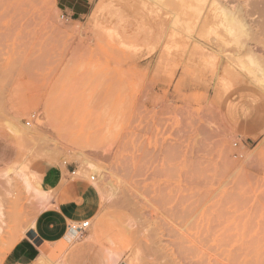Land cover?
<instances>
[{"label": "rangeland", "instance_id": "1", "mask_svg": "<svg viewBox=\"0 0 264 264\" xmlns=\"http://www.w3.org/2000/svg\"><path fill=\"white\" fill-rule=\"evenodd\" d=\"M67 1L0 0V187L85 179L105 223L48 264H264V0Z\"/></svg>", "mask_w": 264, "mask_h": 264}, {"label": "crops", "instance_id": "2", "mask_svg": "<svg viewBox=\"0 0 264 264\" xmlns=\"http://www.w3.org/2000/svg\"><path fill=\"white\" fill-rule=\"evenodd\" d=\"M76 8L78 15H84L88 9L85 12L83 8H90V0L67 1L65 9L73 13ZM50 183L59 186L52 207L37 216L36 228L30 231L33 238L20 239L6 254L3 264H34L41 254L45 256V252L49 250L47 245L61 242L70 223L80 224L92 218L96 195L85 179L53 178ZM98 218L99 215H96L89 222L95 226Z\"/></svg>", "mask_w": 264, "mask_h": 264}, {"label": "bare ground", "instance_id": "3", "mask_svg": "<svg viewBox=\"0 0 264 264\" xmlns=\"http://www.w3.org/2000/svg\"><path fill=\"white\" fill-rule=\"evenodd\" d=\"M6 1V0H5ZM180 1V0H179ZM3 2V1H2ZM158 7V6H157ZM186 7V6H185ZM183 8V7H182ZM190 9H193L192 7H189ZM196 8V7H194ZM178 9V8H177ZM185 9V8H184ZM188 10V8H187ZM189 11V10H188ZM195 11V10H192ZM185 14V13H184ZM193 14H195L193 12ZM197 15V14H196ZM199 18V17H198ZM152 20V19H151ZM226 21V20H225ZM174 23V22H173ZM184 22H182L183 24ZM187 23V22H185ZM231 23V22H230ZM185 26V24H184ZM180 27V26H179ZM227 27V26H226ZM190 30V29H189ZM172 31V30H171ZM174 46V45H173ZM222 74V73H221ZM240 82V81H239ZM237 84V83H236ZM234 86V85H233ZM16 126L18 127V130H12L11 132L14 131V136H23L24 135V131H28V128H26L24 125L21 124V122L19 120L15 121ZM30 130V129H29ZM32 131V130H31ZM33 132V131H32ZM23 134V135H21ZM49 155V154H48ZM40 157V156H39ZM38 157V158H39ZM44 157V156H43ZM47 157V156H45ZM51 158V157H49ZM80 170V169H79ZM13 173V172H12ZM16 174V175H15ZM14 174V176L16 177V181L9 179V178H5L6 180L3 181L4 182V187L1 188L0 187V238L3 234V232L5 231V229L8 226V223L11 222V219L15 216H18V213H16L15 209H18V202L16 201L15 196L17 195L16 193V186L18 185L20 188H22L24 194L30 196L32 199L34 198V200L36 201V203L40 204V210L37 214L43 213L44 211H46L47 209H49L50 207H52L53 205V200L54 197L53 195L50 194L51 191H42L37 189L31 179L30 176L28 175L27 171L24 168H20L18 172H16ZM75 174V173H73ZM6 175V173H5ZM8 175V173H7ZM17 197V196H16ZM18 198V197H17ZM19 199V198H18ZM17 199V200H18ZM19 201V200H18ZM17 202V203H16ZM35 203V208L37 209V205ZM55 205V204H54ZM48 206V208H47ZM14 207H16L14 210H11ZM38 210V209H37ZM20 216V215H19ZM100 218V217H99ZM14 219V218H13ZM12 219V220H13ZM80 225V224H76V223H70L69 227L67 228V233L65 235L66 241L69 242L68 245H70L71 243H73L75 240L79 239L81 236V231L76 230V227ZM90 225V224H89ZM105 225L104 221L102 219H98V221L96 222V230L97 228L100 229L101 227H103ZM35 227V222L33 224V227H31L29 230L23 229L20 231H16L13 239L9 241V243H7L5 245V255L6 253H8L9 251H11V249L14 247V245L22 238H24L26 235H28V233L33 230ZM86 230V229H85ZM95 232V231H93ZM64 237V239H65ZM65 244H67L66 242H64ZM238 252V251H237ZM232 253V252H231ZM235 254V253H234ZM262 256V255H261ZM119 258V254H116L115 252H113L112 250H105L104 252H102L101 257H100V264H119L118 263V259ZM218 260V259H217ZM47 258L46 256L42 255L35 261L34 264H48L47 262ZM122 261V260H121ZM120 262V261H119ZM218 262V261H216ZM231 262V261H230ZM122 263V262H121ZM124 264V263H123ZM218 264V263H217Z\"/></svg>", "mask_w": 264, "mask_h": 264}, {"label": "built area", "instance_id": "4", "mask_svg": "<svg viewBox=\"0 0 264 264\" xmlns=\"http://www.w3.org/2000/svg\"><path fill=\"white\" fill-rule=\"evenodd\" d=\"M62 19H66V20H67L68 18H66V17H64V16L62 15ZM31 118L34 119V118H35V114H32V115H31ZM26 124H27V126L30 125L29 122H27ZM72 174H73V173H72ZM90 180H91V181H94V177L91 176V177H90ZM89 226H90V225H89V221H83V222L80 223V225H78V226L76 227V230H78V231H83V230L87 229Z\"/></svg>", "mask_w": 264, "mask_h": 264}]
</instances>
